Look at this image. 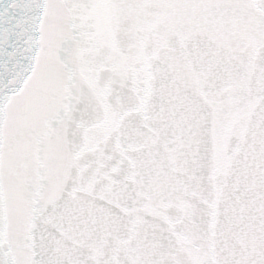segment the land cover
Instances as JSON below:
<instances>
[{
  "label": "snow or ice",
  "instance_id": "6c2138e0",
  "mask_svg": "<svg viewBox=\"0 0 264 264\" xmlns=\"http://www.w3.org/2000/svg\"><path fill=\"white\" fill-rule=\"evenodd\" d=\"M0 264H264V0H0Z\"/></svg>",
  "mask_w": 264,
  "mask_h": 264
}]
</instances>
